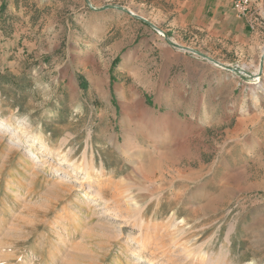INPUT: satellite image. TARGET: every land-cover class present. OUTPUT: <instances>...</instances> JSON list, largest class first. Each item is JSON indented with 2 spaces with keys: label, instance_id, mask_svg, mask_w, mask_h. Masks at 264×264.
<instances>
[{
  "label": "rangeland",
  "instance_id": "obj_1",
  "mask_svg": "<svg viewBox=\"0 0 264 264\" xmlns=\"http://www.w3.org/2000/svg\"><path fill=\"white\" fill-rule=\"evenodd\" d=\"M263 66L264 0H0V264H264Z\"/></svg>",
  "mask_w": 264,
  "mask_h": 264
},
{
  "label": "crops",
  "instance_id": "obj_2",
  "mask_svg": "<svg viewBox=\"0 0 264 264\" xmlns=\"http://www.w3.org/2000/svg\"><path fill=\"white\" fill-rule=\"evenodd\" d=\"M227 18H223V16H220L218 18H216L215 20H212L210 23H208V27L212 26V23L215 22V23H221V26L219 27V32L221 31L223 33L222 35V40L221 41H224V37L225 36V39H229V35L230 36H233L235 37L238 42H239V45L238 46H241L240 44L242 45H245V40L247 39V36L246 35H249L250 33V29L247 27V28H244L242 26V23L239 22V21H235V20H227ZM227 35V37H226ZM236 35V36H235ZM246 36V38H245ZM220 37V35H219ZM240 49V47H239ZM264 67V66H263ZM214 91H216V88L214 89ZM208 94H204L203 98H201L199 100L200 102V111L201 110H205V112H208ZM202 100L204 101L202 103ZM236 104V103H235ZM203 112V111H201ZM253 150V154H256V148L255 146L253 148H251ZM260 149V147L258 148Z\"/></svg>",
  "mask_w": 264,
  "mask_h": 264
},
{
  "label": "built area",
  "instance_id": "obj_3",
  "mask_svg": "<svg viewBox=\"0 0 264 264\" xmlns=\"http://www.w3.org/2000/svg\"><path fill=\"white\" fill-rule=\"evenodd\" d=\"M251 3L252 0H235V11L240 17H244L246 16Z\"/></svg>",
  "mask_w": 264,
  "mask_h": 264
},
{
  "label": "water",
  "instance_id": "obj_4",
  "mask_svg": "<svg viewBox=\"0 0 264 264\" xmlns=\"http://www.w3.org/2000/svg\"><path fill=\"white\" fill-rule=\"evenodd\" d=\"M153 28L157 29L155 26H152Z\"/></svg>",
  "mask_w": 264,
  "mask_h": 264
},
{
  "label": "bare ground",
  "instance_id": "obj_5",
  "mask_svg": "<svg viewBox=\"0 0 264 264\" xmlns=\"http://www.w3.org/2000/svg\"><path fill=\"white\" fill-rule=\"evenodd\" d=\"M55 176V175H54ZM101 185V184H100Z\"/></svg>",
  "mask_w": 264,
  "mask_h": 264
}]
</instances>
